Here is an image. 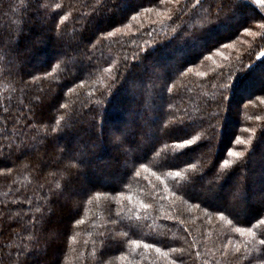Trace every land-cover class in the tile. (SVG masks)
<instances>
[{
	"label": "trees",
	"instance_id": "16d2710c",
	"mask_svg": "<svg viewBox=\"0 0 264 264\" xmlns=\"http://www.w3.org/2000/svg\"><path fill=\"white\" fill-rule=\"evenodd\" d=\"M27 2L24 0V3ZM55 2L64 5V10L60 11V15H64L71 10L70 6L79 7L81 0ZM110 2L115 4L120 14H127V19L123 24L115 25L121 32L114 37L104 38L105 33H97L103 42L98 44L92 66L87 70L77 71L73 68L72 75H69L63 65L57 66L59 62L53 58L58 48L52 34L33 49L14 74H9L0 64V264H11L18 246L27 243L30 235L41 227L36 224L40 217V213L36 212L37 207H42L56 223L65 227L66 232L47 245L42 243L41 252L31 256L27 264H94L92 254L100 247V233L113 228L108 222L109 214L113 218L120 214L125 223L129 217L134 219L139 215L143 218L140 223L144 227L130 237L139 240V246L123 240L122 235L123 243L111 244L105 256L106 264H168L173 259L178 264L180 259L183 264H205V261L207 264H249L251 258L259 253L256 249L245 251V238L234 229L252 227L264 216L254 217L251 210L247 209L239 221L231 216L220 220V213L206 207L200 200H189L176 191L173 179L165 173L180 171L182 177L193 178L195 173L188 168V163L198 161L179 157L173 161L179 165L178 168L160 167L162 156L158 153L165 151L166 144L169 145V153L180 150L171 147L176 140L158 131L159 140L155 143V149L142 160L144 167L137 163L127 177H123L117 155L109 147L105 136L103 143L92 150L90 166L85 173V181L96 185L90 193L92 202L89 203L88 197H84L79 206L71 210L63 201L53 202L55 198L51 197V192L61 182L59 170L69 162L68 153L61 157V148L80 146L87 149L90 139L94 138L85 127L64 132L66 121L57 125L56 120L67 111L76 109L85 121L95 116L97 123L106 126L119 124L129 106L134 103L126 89L121 87L123 77L117 75L126 71L125 56L130 66L127 72L146 80L142 69L151 71L160 77L154 82L163 85L162 100L154 97L150 91L145 92L143 109H150L155 99V111H148L147 115L159 116L157 125H149L146 131L163 127L170 120V112L187 110L195 114L205 94L209 100L212 98L215 91L212 84L221 82L217 78L221 74L227 77L231 72L229 82L237 85L233 90L232 103L238 99L240 110L231 109L227 113L226 129L214 142L215 157L228 158L229 148L241 151L245 145L237 144V136L244 141L251 138L255 144L257 169L261 166L260 158L264 157V139L256 142L257 137L264 134V92L261 91L264 88V57L260 58L264 41L259 36L244 33V27L255 32L261 31L258 25L264 21L259 17L264 15L260 7L250 0H239L237 15L224 20L231 6V0H224L226 7L220 12L221 22L207 24L203 18L213 0H204L203 7L194 11L188 8L184 12H179L183 4L194 3V0H181L180 5L160 4L159 0L155 4L149 0ZM19 3L20 0H0V34L5 38L17 34V21L21 13L11 11L9 4ZM132 8L140 13L135 21L131 20V16L136 14L131 11ZM144 8L154 11L145 13ZM166 9L172 16L171 20L156 16V10L164 12ZM216 11L213 4L212 12L215 14ZM83 12L87 13L88 9L84 8ZM78 15L73 12L65 22L69 31L73 27V16ZM56 21L59 23V16ZM34 31L30 28L28 34L20 38L21 48L33 39ZM96 43L94 39L93 44ZM225 44L231 47L225 48ZM88 47L91 49V45ZM140 58H144L142 64L131 67ZM50 60L51 65L48 64ZM84 63L88 64L87 59ZM52 67H56L52 77L32 79L33 76L43 77L45 71H52ZM201 73L203 75H199ZM113 76H116V83L112 82ZM168 87L173 88V93L167 91ZM37 97L43 99L39 123L38 117H34L29 110L38 102ZM97 101L100 103L97 104ZM169 103L172 108H169ZM60 104L69 107L61 109ZM221 115L223 117V110ZM220 123H224L223 119L219 120L217 128ZM52 127H56L57 132H51ZM194 127L196 131L193 135L202 133L199 127ZM188 138L191 139V136ZM25 145L29 147H25L23 152L17 149V146ZM194 155L199 156L200 152ZM206 155L212 158V152H206ZM98 160L102 163L96 165ZM7 169L12 171L8 172ZM137 171L139 176H136ZM153 172L161 179L157 180ZM210 175L208 173L203 179H196L193 190L198 191ZM122 177L124 182L120 184ZM97 191L101 193L98 198ZM45 196L50 200L45 201ZM128 197L132 198L131 201ZM140 203L150 207L141 208ZM76 220H83V224L77 225ZM33 224H36V228H33ZM262 229L264 225L256 231ZM145 243L153 244L154 247L145 249ZM225 244H228L227 250L223 248ZM237 245L240 246V252L234 251ZM156 247L168 252V257L158 254ZM170 248L179 251L170 252ZM196 253H200L199 257Z\"/></svg>",
	"mask_w": 264,
	"mask_h": 264
},
{
	"label": "snow or ice",
	"instance_id": "6c2138e0",
	"mask_svg": "<svg viewBox=\"0 0 264 264\" xmlns=\"http://www.w3.org/2000/svg\"><path fill=\"white\" fill-rule=\"evenodd\" d=\"M149 2L155 4L156 0H149ZM203 2L204 0H194V3H185L179 9V12H184L188 8L194 11L203 7ZM159 3L180 5L181 0H159ZM253 3L264 7V0H253ZM213 4L217 8L215 14L212 12ZM213 4H209L206 16L203 18L204 23L211 24L215 22L219 24L222 20L220 12L226 7L224 0H219V3L213 0ZM70 8L69 12L60 15V11L64 10V5L56 3L55 0H28L27 3H24V0H20L17 5L9 4L11 11L14 13L19 11L21 13L17 21L16 35H9L5 38L3 34H0V64L5 67L9 74H14L18 65L32 53L35 47L42 44L49 34L54 36L55 44L58 48L53 58L59 62L57 66L63 65L69 75H72L71 70L73 68L77 71L87 70L88 67L92 66L91 61L95 58V50L98 44L103 42V38L98 37L97 33H105L106 37L104 38L114 37L121 32V29L115 27V25L123 24L124 20L127 19V14H120L115 4L111 3L110 0H90V2L81 0L79 7L73 5ZM84 8L88 9L87 13L83 12ZM239 8V0H231V6L228 7L223 19L228 20L235 17ZM131 11L136 13L131 16V20H137L140 13L136 12L135 8H132ZM143 11L150 13L154 9L144 8ZM73 12L79 13V15L73 16V27L69 31L65 22L69 19V16L73 15ZM27 13H31V15H26ZM57 16H59V23L56 21ZM156 16L172 19L167 9L164 12L156 10ZM259 19L264 21V16H260ZM124 26L129 27V25ZM258 27L261 29L260 32L252 31L249 27H244V31L250 36H259L264 41V23H260ZM30 28L35 30L33 39L26 42L24 47L21 48L19 40L22 36L28 34ZM109 28L112 30L109 31ZM141 28H143V25H141ZM94 39L97 41L96 44H93ZM89 45H91V49L88 47ZM223 46L225 48L231 47L228 44ZM261 56H264V53H261ZM85 59L88 61L87 65L84 63ZM143 59L140 58L138 63L131 67H139ZM124 61L126 71L117 73V75L123 77L121 87L126 89L133 98L134 103L129 106L124 119L119 124L106 126L103 123H97L95 116L85 121L76 109L67 111L65 115H61L56 120L57 125H60L61 121H66L63 128L64 132L78 131L80 127H85L90 134H93L94 138L90 139L87 149L80 146H64L61 148V157L63 158L64 154L68 153L67 159L69 162L64 164L59 170L61 182L57 183L55 189L51 192V197L55 198L53 202L60 203L63 201L69 210L74 206L78 207L84 197H88L89 203L92 202L93 197L90 193L95 190L96 185L85 181V173L90 166L92 150L103 143L105 136L108 138L109 147L117 155V162L123 169V177H127L131 168H134L137 163L144 167L142 160L146 158L148 152L155 149V143L159 140L158 131L166 137L176 140L177 142L171 147L180 150L169 153L167 151L169 145L166 144L165 151L158 153V155L162 156L160 167L178 168L179 165H175L173 161L179 157L198 161V163H188V168L195 173L193 178L182 177L180 171L165 173L166 176L173 179L176 191L189 200H200L206 207L220 213V220H226L227 216H231L234 220L239 221L241 214L247 209L251 210L254 217L264 216V157L260 158L261 166L257 169V159L254 152L255 144L251 138L248 141H244L237 136V144L245 145V147L241 151H233L229 148L227 151L228 158H216L213 151L214 142L218 140L226 129L227 113L231 111L233 90L237 87L236 84L229 82V78L232 75L231 72L227 74V77L221 74L217 78L221 82L212 84L213 89H215L212 98L209 100L205 94L202 98V104L198 107L195 114L187 110L170 112V120L163 127L157 128L156 131H146L145 129L149 125H157L159 116L153 114L149 117L147 115L148 111H155V99L152 100L150 109H143L145 92L150 91L154 97L162 100L163 85H157L154 82L155 79L160 77L151 71L142 69L146 80L127 72L130 66L127 64L126 56ZM51 63V60L48 61L49 65ZM55 72L56 67H52V71H45L43 77L33 76L32 79L34 81L46 79L52 77ZM28 74L30 75L31 73ZM112 82L116 83V76L112 77ZM157 88H159L158 92L156 91ZM68 91L71 92L72 89L69 88ZM167 91L173 93V88L168 87ZM261 91L264 92V88ZM101 96H103V93H101ZM37 101L29 110L33 112L34 117H38L37 122L39 123L41 122L39 117L42 113L43 99L37 97ZM96 103L99 104L100 101ZM59 107L68 109L69 106L60 104ZM169 108H172L171 103H169ZM222 110L224 112L223 117L221 115ZM239 110V105H237V112ZM89 111H92V109H89ZM220 119H223L224 123H220L219 128H217V123H219ZM194 126L199 127L202 133L193 135V132L196 131ZM51 132H57V128L52 127ZM189 136H191V139L188 138ZM45 138L47 139V130H45ZM262 139H264V134L257 137L256 142L259 143ZM25 147L29 146H17V149L23 152ZM198 151L200 155L195 156L194 153ZM206 152H212V158H208ZM205 160H207V163H205ZM217 164H219L218 167ZM7 171L11 172L12 169H7ZM208 173H211L208 179L201 184L198 191H194L193 187L196 179H203ZM152 174L156 176L155 172ZM136 176H139V171L136 172ZM123 177L119 180L120 184L124 182ZM156 179L160 180L161 178L156 176ZM100 194L97 191L96 197L98 198ZM44 199L45 201L50 200L48 196H45ZM128 199L131 201L132 198L128 197ZM140 207L148 209L150 205L140 203ZM36 212L40 213L36 224L41 225V227L30 235L27 243H22L21 246H18L16 257L11 261V264H27L31 256L41 252L42 243L47 245L57 239L62 232H66L65 227L56 223L50 214L42 210V207H37ZM142 219L141 216L137 215L134 219L129 217L127 223H125L120 214H117L115 218L109 214L108 222L113 225V228L100 233L98 237L100 247L92 254L94 264H106L107 249L113 243H123V240H128L130 244L139 246L141 242L136 239H130V237L144 227L140 223ZM75 223L77 225L83 224V220H76ZM228 223L231 224L232 221L229 220ZM36 224H33V228H36ZM261 225H264V219H258L257 224L252 227H237L234 229L241 237L245 238L243 241L245 251L251 252L256 249L259 253L251 258L249 264H264V229L259 232L256 231ZM229 243H231L230 239ZM143 247L151 249L154 245L145 243ZM223 248L227 250L228 244L223 245ZM155 251L165 258L169 255L168 252H162L159 247H156ZM169 251L177 252L179 250L170 248ZM234 251L240 252V246H235ZM196 255L199 257L200 253H196ZM168 264H178V261L173 259ZM179 264H183L182 259L179 260ZM205 264H207V261H205Z\"/></svg>",
	"mask_w": 264,
	"mask_h": 264
},
{
	"label": "rangeland",
	"instance_id": "374dc122",
	"mask_svg": "<svg viewBox=\"0 0 264 264\" xmlns=\"http://www.w3.org/2000/svg\"><path fill=\"white\" fill-rule=\"evenodd\" d=\"M250 1H252V3H253V0H250ZM253 4H255V3H253ZM255 6L260 7L261 13L264 15V7H261L259 4H255ZM244 33H246V32H244ZM234 47H236V46L234 45ZM262 53H264V51H263ZM263 57H264V56H261L260 58H263ZM247 66H249V65H247ZM237 105H238V99H236V100L232 103V105H231V109H232V110L234 109L235 111H237V110H236ZM101 163H102V161L98 160V161L96 162V165H97V164H101Z\"/></svg>",
	"mask_w": 264,
	"mask_h": 264
}]
</instances>
